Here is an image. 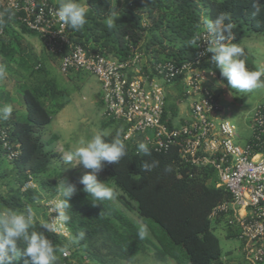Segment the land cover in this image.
Instances as JSON below:
<instances>
[{
    "label": "trees",
    "instance_id": "trees-1",
    "mask_svg": "<svg viewBox=\"0 0 264 264\" xmlns=\"http://www.w3.org/2000/svg\"><path fill=\"white\" fill-rule=\"evenodd\" d=\"M60 2L61 0L54 3L57 8ZM86 2L89 6L87 24L80 31H74L67 26V31L72 43L82 46L87 54L126 61L133 55L134 49L148 63L182 64L196 55L197 37L203 32V18L210 17L214 20L223 11L231 14L235 25L236 39L233 43H239L245 49L247 67L256 70L242 41L250 36V32L264 34V11L256 18L252 17L253 3H258L264 9V0ZM113 9L121 11V15L116 19V25L109 29L106 19ZM258 21L261 22L259 26ZM13 26L26 35L37 37L17 20L16 15L5 12L0 18V34L10 37L8 31ZM13 41L14 45L11 44ZM24 51L25 47H22L18 39L9 38L5 41V37H0V65L5 70L10 71L9 67L14 58L21 57ZM43 52L55 63L60 62V57L44 49ZM210 56L208 54L203 61L201 69L213 73L227 85L210 61ZM39 69L40 66L36 71H44ZM34 73L31 69L29 75ZM44 76L37 91H24L26 120L20 121L14 110L10 119L0 120V127L7 133L6 148L0 143V167L3 160L7 161L5 152L8 149L17 152L12 162L7 161L12 166L10 173H0L1 178H12L16 185L4 184L5 187L0 192V209L25 211L29 207L33 209L44 200L45 195L50 200L60 195L59 180L44 177L51 162L59 158L58 153L45 150L46 146L55 141V137L43 141L41 132L51 122L52 114L62 110L64 104L58 105L55 110H46L42 101L53 96L56 88L52 85L54 82L47 79V69ZM170 87L180 90L175 98L168 94L165 98L164 119L170 117L171 120L177 116L178 104L187 96L180 80L167 88ZM215 95L218 99V95ZM171 125L169 122V126ZM102 126L114 127L106 137L108 142L117 138L122 141L125 128L119 122L103 119ZM122 142L126 145L128 155L118 165L106 163L100 173L112 182L113 186H108L120 193L115 198L120 206L130 210V204H135L134 210L140 223L127 217L113 200L93 201L91 196L83 192L82 184L63 177L61 179H66L77 189L68 201L70 208L63 209L70 216V220L64 222L69 230V237L61 238L49 231L45 232L47 238L60 249L57 252L58 264H133L148 253H152L154 260L160 263L171 260L176 264H183L184 256L188 264H224L222 249L214 230L220 226L226 232L227 239L236 240L239 231L235 226L228 225L223 215L210 218L213 209L231 199L228 191L219 184L216 171L209 166L184 164L174 146L161 151H155L148 146L152 152L151 157H148L137 153L136 141ZM152 159L160 161L159 167L150 172L141 171L140 164L143 161L151 163ZM166 165H171V173L164 171ZM31 180L36 182L37 189L22 190ZM60 199H64L62 195ZM92 203L97 205L93 206ZM45 224L46 217L42 220L34 217V230L44 231L42 225ZM141 224L148 227V234L144 239L137 235ZM80 232L85 233L84 239L78 244H71V238L78 236ZM65 250L71 253L69 259L61 256ZM228 255L227 252L226 256ZM18 264H23V258Z\"/></svg>",
    "mask_w": 264,
    "mask_h": 264
},
{
    "label": "built area",
    "instance_id": "built-area-1",
    "mask_svg": "<svg viewBox=\"0 0 264 264\" xmlns=\"http://www.w3.org/2000/svg\"><path fill=\"white\" fill-rule=\"evenodd\" d=\"M57 7L50 0H0V18L5 12L16 15L23 26L34 32L44 50L60 57L59 70L86 73L100 86L103 119L119 122L124 128L122 141H139L155 151L177 148L180 159L191 166L212 167L219 184L230 194V201L213 209L210 218L223 215L235 226L237 241L242 245L248 264H264V105L250 117V138L245 145L235 141L234 126L216 119L221 111L215 92L204 85L206 71L201 69L207 58L203 32L197 37L194 58L182 64L148 63L133 49L126 61L87 54L72 43L67 26L58 21ZM2 31L0 30V33ZM180 80L191 98L187 120L175 127L164 119L166 88ZM0 143L7 146V133L0 127ZM17 152H5L12 162ZM31 181L22 190L34 189ZM61 200L46 204V224L50 233L68 238L69 230L59 219ZM66 253V254H65ZM69 259L70 251L61 254Z\"/></svg>",
    "mask_w": 264,
    "mask_h": 264
},
{
    "label": "rangeland",
    "instance_id": "rangeland-1",
    "mask_svg": "<svg viewBox=\"0 0 264 264\" xmlns=\"http://www.w3.org/2000/svg\"><path fill=\"white\" fill-rule=\"evenodd\" d=\"M51 1L58 3L60 0ZM8 32L10 37L4 34H0V37H5V41H8L9 38L18 39L21 41L22 47H25V51L22 52L21 57L18 58L16 56L14 58L9 67L10 71L5 70L4 77L0 78V107L10 104L13 110L17 112L19 120L25 121L27 109L23 101L24 91L26 89L37 91L45 78L44 72L47 69V79L54 82L52 85L56 88V93L43 100L42 104L48 111L55 110L60 104H64V108L59 112L53 113L51 122L42 130L43 140L48 141L53 135L57 138L51 145L46 146L45 150L59 154V158L51 162L49 170L44 174V177L59 181L63 177H68L75 183L80 184L79 181L82 176L91 170L85 169L82 165L75 162L68 164L65 162L64 157L68 151L80 146L81 141L90 140L97 132L106 130L110 134L112 129L110 127L103 128L102 126L104 112L100 100V86L93 76L86 73H72L70 76L62 74L59 70V63H55L44 54L37 37L22 33L16 26H13L12 30ZM249 35V37L243 39L242 45L248 50L252 65L256 69H264V34L250 32ZM11 44L14 45L15 41ZM38 66L44 71H36ZM31 69L35 73L30 76ZM204 85L211 88L218 95L221 111L217 116L228 120L234 126L236 134L242 131H249L250 117L254 110L264 105V89L254 90L251 93L238 92L217 79L216 75L210 77L208 72L205 73ZM168 90L174 94L180 92L179 89L174 87H170ZM190 101L191 98H188L185 100V104L190 105ZM11 167V164L3 160L0 173L9 174ZM98 179L113 186L112 182L101 173L98 174ZM31 182L37 189L36 182L34 180H31ZM4 184L16 186L12 178L0 177V192L3 191ZM40 193L45 194L43 191H40ZM117 195H120V193H117ZM47 196L45 195L44 200L37 203L32 209L34 217L39 220L46 217V204L50 200ZM60 196L61 193L55 199L61 200ZM113 201L118 204L115 199ZM134 206V203L130 204L131 209L127 210L119 205L127 217L140 223ZM214 234L219 240L224 264H248L244 259L242 245L236 239H227L226 232L222 227L216 228ZM227 252L229 253L228 256H226ZM133 264L176 263L171 260L166 263L157 262L154 260V255L148 253L138 258ZM183 264H188L184 256Z\"/></svg>",
    "mask_w": 264,
    "mask_h": 264
},
{
    "label": "clouds",
    "instance_id": "clouds-1",
    "mask_svg": "<svg viewBox=\"0 0 264 264\" xmlns=\"http://www.w3.org/2000/svg\"><path fill=\"white\" fill-rule=\"evenodd\" d=\"M252 17L256 18L264 9L258 3H253ZM89 6L84 0H61L56 16L63 25L69 26L74 31H80L88 22ZM121 15V11L115 9L110 11L106 19L109 29L116 24L115 21ZM260 21L257 22L258 26ZM235 25L229 12H220L213 20L204 17L202 20V31L206 42V52L211 54L210 61L218 69L222 80H226L227 86L242 93H251L254 90L264 89V69L251 70L247 67L244 59L245 49L239 43H233L236 39L234 33ZM5 75V67L0 65V78ZM13 107L5 104L0 107V120L10 119ZM109 132L102 130L97 132L90 140L81 141L80 146L68 151L64 157L68 164L82 165L91 170L82 176L79 183L82 184L83 192L91 196L93 201H110L116 198V191L108 186L106 182L98 179V174L103 170L105 164L118 165L127 155L126 145L115 139L111 142L106 140ZM137 153L151 157L152 152L145 142H137ZM160 161L152 159L151 163L143 161L140 164L141 171L150 172L159 167ZM166 173L173 171L171 165L164 168ZM59 191L62 199L57 207L70 208L69 199L76 193L74 184L68 183L66 179H60ZM93 206L97 204L92 203ZM59 219L64 222L70 220L66 212H60ZM44 231L34 230V215L32 209L15 210L0 209V264H18L23 258V264H58L57 252L60 251L53 242L45 235L50 231L49 225H42ZM148 234L147 225L138 227L137 235L144 239ZM85 233L80 232L78 236L72 237L70 243L78 244L84 239ZM21 243L23 246H21ZM66 254V253H65Z\"/></svg>",
    "mask_w": 264,
    "mask_h": 264
},
{
    "label": "crops",
    "instance_id": "crops-1",
    "mask_svg": "<svg viewBox=\"0 0 264 264\" xmlns=\"http://www.w3.org/2000/svg\"><path fill=\"white\" fill-rule=\"evenodd\" d=\"M51 1V0H50ZM52 2V1H51ZM209 76L212 77L214 74L213 73H209ZM206 86V85H205ZM209 88V87H208ZM211 89V88H210ZM212 90V89H211ZM213 91V90H212ZM171 95L173 98L176 97V94L172 93L171 91L168 90V88H166V95ZM188 98H186L185 100H187ZM101 100V99H100ZM185 100H183L182 102H180V104H178V113L177 116L173 119L170 120V117L166 118L168 119L171 124L175 127L179 126L180 124H182L185 120H187L188 118V114L190 111V105L185 104ZM216 119H221V117L216 115ZM110 128L112 129L111 132L113 131L114 127L110 126ZM42 134V132H41ZM42 136V135H41ZM51 137H55L54 135ZM50 137V138H51ZM250 138V130L249 131H242L241 133L236 134L235 132V141L240 145H244L246 144V142L249 140ZM53 139V138H51ZM50 139V140H51ZM55 139H57L55 137ZM43 140V137H42ZM46 141V140H43ZM133 142V141H130ZM220 227V226H219Z\"/></svg>",
    "mask_w": 264,
    "mask_h": 264
},
{
    "label": "water",
    "instance_id": "water-1",
    "mask_svg": "<svg viewBox=\"0 0 264 264\" xmlns=\"http://www.w3.org/2000/svg\"><path fill=\"white\" fill-rule=\"evenodd\" d=\"M139 141H142V137L139 138Z\"/></svg>",
    "mask_w": 264,
    "mask_h": 264
}]
</instances>
